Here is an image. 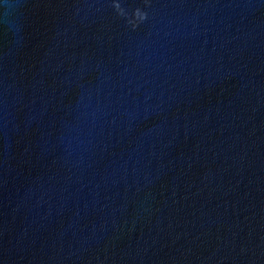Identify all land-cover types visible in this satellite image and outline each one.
<instances>
[{"label":"water","instance_id":"95a60500","mask_svg":"<svg viewBox=\"0 0 264 264\" xmlns=\"http://www.w3.org/2000/svg\"><path fill=\"white\" fill-rule=\"evenodd\" d=\"M0 264H264V0H0Z\"/></svg>","mask_w":264,"mask_h":264}]
</instances>
